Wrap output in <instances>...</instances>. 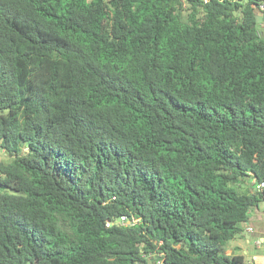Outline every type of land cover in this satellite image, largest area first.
Returning <instances> with one entry per match:
<instances>
[{
    "label": "trees",
    "instance_id": "16d2710c",
    "mask_svg": "<svg viewBox=\"0 0 264 264\" xmlns=\"http://www.w3.org/2000/svg\"><path fill=\"white\" fill-rule=\"evenodd\" d=\"M263 2L0 0V264H245Z\"/></svg>",
    "mask_w": 264,
    "mask_h": 264
},
{
    "label": "crops",
    "instance_id": "0c3cea01",
    "mask_svg": "<svg viewBox=\"0 0 264 264\" xmlns=\"http://www.w3.org/2000/svg\"><path fill=\"white\" fill-rule=\"evenodd\" d=\"M264 32V22L258 24ZM248 227L252 230L248 231ZM243 231L228 243L227 252L245 256V264H264V202L251 209Z\"/></svg>",
    "mask_w": 264,
    "mask_h": 264
},
{
    "label": "built area",
    "instance_id": "2783aa9c",
    "mask_svg": "<svg viewBox=\"0 0 264 264\" xmlns=\"http://www.w3.org/2000/svg\"><path fill=\"white\" fill-rule=\"evenodd\" d=\"M260 9L261 10H264V2L260 5ZM255 187L257 188V189H261V188H263L264 187V181L263 182H256L255 183ZM119 221V223H130V221L129 220H126V218L125 217H122L120 220H118ZM109 224V223H108ZM252 230V228L251 227H248V231H251Z\"/></svg>",
    "mask_w": 264,
    "mask_h": 264
},
{
    "label": "water",
    "instance_id": "95a60500",
    "mask_svg": "<svg viewBox=\"0 0 264 264\" xmlns=\"http://www.w3.org/2000/svg\"><path fill=\"white\" fill-rule=\"evenodd\" d=\"M263 22H264V12L257 14L256 23L253 25L256 26L257 23H263Z\"/></svg>",
    "mask_w": 264,
    "mask_h": 264
},
{
    "label": "rangeland",
    "instance_id": "374dc122",
    "mask_svg": "<svg viewBox=\"0 0 264 264\" xmlns=\"http://www.w3.org/2000/svg\"><path fill=\"white\" fill-rule=\"evenodd\" d=\"M1 160H9V156L2 150H0V161Z\"/></svg>",
    "mask_w": 264,
    "mask_h": 264
}]
</instances>
